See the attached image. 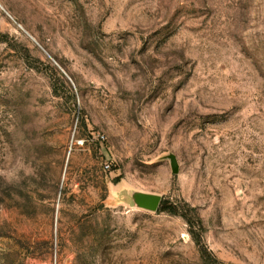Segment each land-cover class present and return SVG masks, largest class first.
<instances>
[{
    "label": "rangeland",
    "instance_id": "obj_1",
    "mask_svg": "<svg viewBox=\"0 0 264 264\" xmlns=\"http://www.w3.org/2000/svg\"><path fill=\"white\" fill-rule=\"evenodd\" d=\"M0 264H264V0H0Z\"/></svg>",
    "mask_w": 264,
    "mask_h": 264
},
{
    "label": "water",
    "instance_id": "obj_2",
    "mask_svg": "<svg viewBox=\"0 0 264 264\" xmlns=\"http://www.w3.org/2000/svg\"><path fill=\"white\" fill-rule=\"evenodd\" d=\"M168 158L171 161V166L173 172H178V163L174 154L168 155ZM132 200L137 207L157 211L160 207L162 196L157 193L143 192V191H135L132 194Z\"/></svg>",
    "mask_w": 264,
    "mask_h": 264
},
{
    "label": "trees",
    "instance_id": "obj_3",
    "mask_svg": "<svg viewBox=\"0 0 264 264\" xmlns=\"http://www.w3.org/2000/svg\"><path fill=\"white\" fill-rule=\"evenodd\" d=\"M158 210L161 211H168L170 213L173 214H179L180 211L178 210V207L176 206V204L173 203H169L167 200L163 199L160 207ZM201 253L204 255L205 253H207V249L204 246H201Z\"/></svg>",
    "mask_w": 264,
    "mask_h": 264
}]
</instances>
